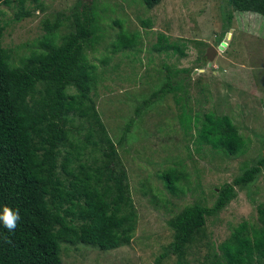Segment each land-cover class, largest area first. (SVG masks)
Instances as JSON below:
<instances>
[{"label":"rangeland","instance_id":"374dc122","mask_svg":"<svg viewBox=\"0 0 264 264\" xmlns=\"http://www.w3.org/2000/svg\"><path fill=\"white\" fill-rule=\"evenodd\" d=\"M77 1L26 0L22 12L29 14L18 20L21 8L17 2L0 4L1 43L12 64L23 65L33 52H41L45 28L57 20L60 26L53 32L59 45L62 36L72 31L60 14L70 15ZM82 1L92 5L94 17L95 33L85 51L97 73L90 95L108 136L117 145L136 219L128 244L102 251L61 243V262L155 264L163 247L172 241L167 221L195 203L211 207L218 189L232 184L262 152L264 15L238 10L227 0H162L151 9L141 0ZM229 15V30L221 37ZM120 32L137 33V43L115 54L112 45ZM160 36L177 44L182 55L155 51ZM223 42L226 47L220 51ZM210 47L217 53L208 67ZM169 75L176 88L162 99L151 98L145 106L143 101L158 91ZM136 108H141L139 116ZM183 108L192 116L189 128L181 124ZM209 113L231 119L246 140L242 153L226 155L197 143L204 115ZM73 121L74 127L84 124L76 117ZM127 126L125 140L118 144ZM170 168L181 171L175 195L159 177ZM262 202L264 170L239 190L221 213L207 218V237L202 241L210 247L194 243L186 255L187 264L213 262V254L220 255L219 246L239 224L257 223L256 206ZM175 263L176 258L168 255L159 264Z\"/></svg>","mask_w":264,"mask_h":264},{"label":"trees","instance_id":"16d2710c","mask_svg":"<svg viewBox=\"0 0 264 264\" xmlns=\"http://www.w3.org/2000/svg\"><path fill=\"white\" fill-rule=\"evenodd\" d=\"M26 0L17 2L22 12ZM162 0H141L151 9ZM238 10L264 15V0H227ZM93 7L76 2L69 21L71 32L55 44L59 20L47 26L41 52H33L20 66L2 46L0 26V211L9 206L19 211L17 227L9 231L0 223V264H62L60 244H79L102 251L116 249L130 242L136 219L129 195L127 175L117 148L108 136L90 92L96 79V66L86 55L95 29ZM227 16L221 37L229 30ZM137 33L120 32L113 41L114 53L132 49ZM154 50L182 55L175 43L158 38ZM188 73V70L182 71ZM162 87L143 101L162 99L176 88L171 75ZM69 89H73L70 93ZM264 108V106H263ZM136 108V116L140 115ZM264 111V109H263ZM197 143L235 156L244 151L246 140L227 116L204 115ZM84 124L74 127V118ZM192 116L183 108L181 124L189 128ZM197 121V119H196ZM126 127L118 144L125 140ZM264 170V143L255 163L246 166L232 184L222 185L211 207L192 204L167 221L172 241L163 247L156 260L173 255L175 264H187L186 255L194 243L206 238V220L221 213L237 192L253 183ZM181 171L170 168L159 177L166 189L178 193ZM257 223L239 224L219 246L220 255L206 264H264V202L256 206Z\"/></svg>","mask_w":264,"mask_h":264},{"label":"clouds","instance_id":"9594fccd","mask_svg":"<svg viewBox=\"0 0 264 264\" xmlns=\"http://www.w3.org/2000/svg\"><path fill=\"white\" fill-rule=\"evenodd\" d=\"M19 219V211L14 210L9 206H4L2 211H0V223H2L9 231H12L17 227Z\"/></svg>","mask_w":264,"mask_h":264},{"label":"water","instance_id":"95a60500","mask_svg":"<svg viewBox=\"0 0 264 264\" xmlns=\"http://www.w3.org/2000/svg\"><path fill=\"white\" fill-rule=\"evenodd\" d=\"M230 36L229 34L226 35V37ZM226 42V40H225ZM225 42L221 43L220 46L218 47V50L223 51L224 47H226ZM217 50L214 47H210V49L208 50L207 54H206V59L208 61L207 66L210 67L211 66V62L213 61L214 56L216 55ZM200 72H202L203 70H199Z\"/></svg>","mask_w":264,"mask_h":264}]
</instances>
